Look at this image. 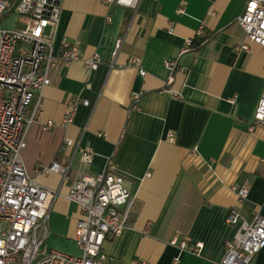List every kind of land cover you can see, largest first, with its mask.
<instances>
[{"label": "crops", "instance_id": "obj_1", "mask_svg": "<svg viewBox=\"0 0 264 264\" xmlns=\"http://www.w3.org/2000/svg\"><path fill=\"white\" fill-rule=\"evenodd\" d=\"M246 2L141 0L110 68L108 44L121 37L130 12L111 8L106 25L101 0H60L55 53L66 39L78 45L82 59L97 53L101 64L88 72L80 61L56 63L22 158L30 175L38 165H69L65 182L53 173L36 176L40 185L61 194L82 175L100 174L108 161L114 163L134 206L129 226L103 244L112 264H219L225 242L235 235L226 223L229 209L236 207L247 222L256 215L264 218V122L253 124L264 89V49L253 44L248 51L235 49L245 44L236 20ZM180 7L183 13L176 14ZM0 25L17 28L19 18L9 14ZM195 38H203L200 47L182 54ZM130 58L139 59V66H126ZM165 59H177L180 67L169 87ZM134 93L142 94L136 107ZM71 97L89 106L80 105L73 123L64 125ZM49 121L53 126L44 130ZM65 139L75 146L66 147ZM86 149L94 153L90 166L80 162ZM239 187L248 189L242 203L233 191ZM80 217L76 205L56 199L48 214V247L78 255L72 237ZM174 239L200 245V254L181 252L171 244ZM252 264H264V249Z\"/></svg>", "mask_w": 264, "mask_h": 264}, {"label": "built area", "instance_id": "obj_2", "mask_svg": "<svg viewBox=\"0 0 264 264\" xmlns=\"http://www.w3.org/2000/svg\"><path fill=\"white\" fill-rule=\"evenodd\" d=\"M140 2L101 0L107 10L104 17L106 25L112 21L111 8L118 6L130 12L121 37L108 44L110 68L116 64ZM60 13V0H16L12 3L0 0V23L9 14L24 19L19 27L11 30L2 29L0 25V223L4 225H0V264H112V259L102 251L103 244L108 237L118 235L129 226L134 206L132 191L112 161L106 163L102 173L82 175L74 180L66 194L40 185L36 176L53 173L65 182L69 165L57 162L38 165L34 175L25 168L22 152L26 148V133L39 118V100L43 90L50 85V71L58 61L65 64L80 61L88 72L95 71L101 64L97 53L82 59L78 45L66 39L60 42L59 51L55 53ZM182 13L181 7L176 10V14ZM236 22L245 38V44L235 47L236 51H248L249 44L264 49V0H247ZM192 42H186L182 54L193 51ZM139 62L137 58H130L126 66L138 67ZM162 66L168 72L165 86L169 87L180 71L179 63L177 59H165ZM139 74L141 77L146 75L141 69ZM89 87L86 83L85 88ZM141 97V93L131 95L133 107ZM171 97L178 99L179 95L171 94ZM80 105L89 106V101L80 97L68 99L64 125L73 123ZM263 122L264 89L253 115L254 125ZM52 126L49 121L43 129ZM168 138L172 142L174 134L169 133ZM64 144L68 148L75 146L71 139H65ZM93 157V151L86 149L81 153L80 162L90 166ZM71 160L72 157L69 158ZM233 191L239 203L248 196L246 187L233 188ZM58 198L76 205L81 215L72 237L79 251L76 256L50 249L47 244L48 214ZM226 223L235 228V235L225 242L219 264H252L255 256L264 249V218L256 215L247 222L238 209L232 207L227 213ZM149 226L148 223L144 234ZM171 244L181 252L195 256L201 251L200 245H190L185 240L174 239Z\"/></svg>", "mask_w": 264, "mask_h": 264}, {"label": "trees", "instance_id": "obj_3", "mask_svg": "<svg viewBox=\"0 0 264 264\" xmlns=\"http://www.w3.org/2000/svg\"><path fill=\"white\" fill-rule=\"evenodd\" d=\"M14 1H16V0H14ZM128 17H129V15L127 16V19H128ZM203 41H204L203 38H195L192 42V47H193L192 50L194 51V50L198 49L200 47V45L203 43ZM131 219H132V214L130 216L129 222Z\"/></svg>", "mask_w": 264, "mask_h": 264}, {"label": "rangeland", "instance_id": "obj_4", "mask_svg": "<svg viewBox=\"0 0 264 264\" xmlns=\"http://www.w3.org/2000/svg\"><path fill=\"white\" fill-rule=\"evenodd\" d=\"M24 22V19L20 18L19 19V24H22ZM0 225H3L2 223H0ZM4 226V225H3Z\"/></svg>", "mask_w": 264, "mask_h": 264}]
</instances>
